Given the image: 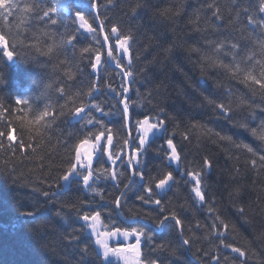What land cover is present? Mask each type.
<instances>
[{"label": "trees", "instance_id": "obj_1", "mask_svg": "<svg viewBox=\"0 0 264 264\" xmlns=\"http://www.w3.org/2000/svg\"><path fill=\"white\" fill-rule=\"evenodd\" d=\"M26 2L38 3L42 7L52 4V0ZM135 2L136 0H113L115 6H112L109 0H99V16L107 22L109 30L112 24H118L125 33L131 32L134 37L133 57L139 59H135L133 65L136 83L132 85L129 96L133 126L139 115L147 113L154 103L159 101L165 104L170 114L178 117L170 121L169 134L172 131H180L177 125L183 121L185 125L199 122L214 132L232 136L233 142H228L206 132L204 135L196 133L189 143L177 134L175 141L185 158L182 168H195L197 162L205 156L212 159L213 168L210 174L205 176L207 197L209 201H214L220 217L229 222L228 229L225 230L221 226L219 230L225 232L223 239L226 243L242 248L248 255L246 259L239 257L230 249L223 248L220 238L209 235L213 221L208 218L209 213L206 210L197 207L177 208L181 218L185 220L184 238L191 240V245L186 246L187 250L184 246H178V229L175 228L174 222H169L163 232H153L144 228L141 223L122 222L113 205L102 209L106 214L102 217V222L106 220L108 227L143 229L152 239L144 240L142 254L152 256L154 248L166 245L165 252H155L165 264L169 261H175V264H212L209 256H219L220 264H264V237L261 236L264 233V163L258 156L253 157L244 148L236 147V144H248L260 152L264 151V144L253 138L248 131L233 126L235 123H247L250 127H257L264 121V112L258 107L254 111L247 106L234 107L233 120L226 121L216 115L205 97L213 100L224 99L225 102L231 100L233 105L238 103L239 99L254 101L257 106L264 101L259 95L253 96L245 84L238 83L237 79L231 78L222 69H208L202 74L198 56L187 51L197 41L203 45L202 37L223 41L226 45L232 41L238 42L241 46L240 55L233 60L231 55L221 54V59L233 68H240L241 71L237 74L240 79H243L248 71L259 76L261 65L256 63V60L264 61L259 47V41L264 39V28H260L258 23L259 18L264 17V13L258 11L260 0H141L145 7L140 9L133 19L128 6ZM210 4L215 7L209 8ZM157 7H169L173 11L179 8L180 14L172 20L157 18L154 16ZM244 8L248 9L247 14H244ZM57 11L61 20V23L55 26L59 38L71 28V21L61 10ZM213 12L218 13L221 21H215ZM197 16V23L204 30L200 33L190 31L194 27L191 21L196 20ZM249 16L257 20L255 26L248 24ZM26 27L27 30L21 31L17 39L21 42L19 46L24 49V54H30L34 59L30 63L19 61L4 71V83L0 84V101H3L6 107H11L17 96L29 99V119L43 111L46 106L59 113L61 105H64L63 110L67 111L71 102L67 100V96L61 98L57 89L64 86L67 94L77 98L79 103L80 97H77V94L87 92L89 79L87 74L81 75L77 69L87 61L81 58L79 47L75 51L68 49L66 55L62 50L58 58L36 55L25 46L37 43L34 33H39L43 25L33 20L31 26ZM44 39L46 38L41 37V41ZM82 44L93 47L95 41L91 37L86 40L82 38ZM169 47L172 51L165 53L164 48ZM204 52H211V49L202 48V53ZM249 54L255 57L252 62L246 60ZM66 57L69 63L61 65L60 60ZM69 68L75 73L72 81L65 75ZM117 72L105 64L100 73V90L94 96L95 101L110 113L102 119L118 134L116 139L122 144L127 131L123 127L121 105L118 97L108 88V82H111L112 87L119 90L120 76ZM149 91L153 93L152 97H149ZM157 93L162 94L163 99ZM83 99L87 97L84 96ZM19 115L23 116L24 111ZM8 125L14 128V139L9 141L0 138L4 141L0 147V169L5 165L9 170L15 169L14 174L19 178V183H12L0 173V264H103V258L97 259L95 253L82 258L79 251L85 245L90 249L94 248L88 231L79 228L81 222L76 219L75 209L81 201L92 200V194L77 183H72L71 187L66 189L59 188L56 183V177L60 170L66 167L69 157L70 145L65 141L71 136L75 142L80 125L60 117L50 127L41 128L17 119L15 112L11 115L5 112L4 117L0 118V131L6 130ZM120 133H123V136L119 135ZM20 143L25 145L23 151H13L12 148ZM160 143L159 139L153 137V148L147 156L145 173L156 171L160 161L154 157L153 151ZM253 159L257 161L255 167L251 164ZM104 160V157H100L99 161H95L96 168H99ZM177 179L181 183L164 195V202L168 207L185 203L188 189L183 180L186 178L177 173ZM94 187L102 191L106 200L115 195L111 183L103 178ZM34 188L37 191H33ZM43 191L49 192V199L42 195ZM52 193L56 195L52 196ZM95 200L93 207H97L100 198L96 197ZM123 204L119 214L126 221L140 220L147 223L143 218V210L138 209L131 193ZM238 207L245 208L243 215L237 212ZM108 208L112 209L111 214H108ZM24 210H34L35 216L21 215ZM56 211H61L64 220L55 215ZM137 211H140L139 217ZM34 219L37 224L42 225L36 228L35 234L30 231ZM197 221L201 227L195 231L191 230L195 228ZM74 229V235L78 239L69 246L65 237L68 233H73ZM206 235L207 239L204 238ZM131 238L135 243L136 238ZM173 248L177 249L176 255L170 256L169 252Z\"/></svg>", "mask_w": 264, "mask_h": 264}, {"label": "snow or ice", "instance_id": "obj_2", "mask_svg": "<svg viewBox=\"0 0 264 264\" xmlns=\"http://www.w3.org/2000/svg\"><path fill=\"white\" fill-rule=\"evenodd\" d=\"M235 2V0H234ZM112 6H115L113 0H109ZM145 7V3L141 0H136L135 3L129 4L128 9L131 17L134 19L138 15L140 9ZM209 8L215 7L214 4L208 5ZM41 10L38 11L37 9ZM99 0H87L84 6L75 3L74 0H52L51 6L42 7L38 3H28L26 0H0V84L4 83V71L15 63L23 61L30 63L34 57L30 54L25 55L24 49L19 45L17 37L21 31H26L27 27L31 26L33 20L37 21L43 27L39 33H34L37 43L28 44L25 47L31 49L36 55L41 57H59L63 50L65 55L68 49L75 51L78 47L81 53V58L86 59L87 63L83 64L77 69L81 75L87 74L89 85L87 92L77 94L80 97L79 103L77 98L68 95L64 86L58 87L57 91L61 98L67 96V100L71 102V106L64 111V105H61V110L56 113L50 106L38 114H34L29 119L30 101L22 96H17L12 101L11 107H6L3 101H0V118L4 117L7 112L11 115L13 112L17 113V119L25 120L29 124L38 125L41 128L48 126L63 117L65 121H73L80 125L79 135L75 137V142L70 136L69 140L65 141L69 148V157L66 161V167L62 168L56 177V183L59 188L71 187L72 183L79 184L84 190L92 194V200H84L75 206L77 221L81 222L79 225L80 230H87L90 237L93 239L95 247L89 248L88 245L79 249L82 258L92 253H95L97 259L103 258V264H112L110 257L117 254L115 247H110L105 237L116 238L119 241L121 236L135 237V244L129 247L135 250L134 264H165L161 256L155 255L156 251L161 253L165 252L166 245H159L158 248L153 249L152 256H144L142 254V245L144 240L151 241L152 237L141 228L126 227L121 228L117 226L108 227L106 220L102 222V217L106 214L102 209L113 205L116 212L119 213L124 207L123 201L128 197L129 193L135 198L138 209L143 210V218L147 221L144 228L155 232L159 230L163 232L169 222H174L175 228L178 229L177 239L178 246H190L191 240L185 237L184 224L185 220L181 218L177 208L183 209L186 206L197 207L200 210H206L209 213V219H212L211 231L209 235H215L220 238V245L225 249H230L232 253H237L239 257L247 258L248 253L240 247H235L226 243L223 237L224 231H220L221 226L223 229H228L229 222L222 219L215 208L214 201H209L207 197V184L205 176L210 174L213 168V161L210 157H203L195 168L183 167L184 157L180 151L179 146L175 141L177 134L181 139L191 142L193 135L199 133L204 135L205 132L218 137L221 141L233 142L232 136L222 134L221 132H214L211 128H206L205 125L199 122H190L187 125L181 121L177 128L180 131H172L169 134V123L171 120L178 119L174 114H170L164 103L157 101L148 110L147 113L139 115L135 120L133 126V114L129 104V93L132 91V85L136 83V73L133 65L135 59L132 51V41L134 40L131 32L125 33L118 24H112L110 30L105 20L100 19L99 16ZM61 10L71 21V28L66 30L57 38L55 28L56 25L61 23L58 18L57 10ZM259 13H264V0H260ZM244 14L248 13V9H243ZM180 9L177 8L173 11L169 7L159 8L154 10V16L157 18H165L172 20L173 17L179 16ZM239 13L237 16L239 17ZM212 16L215 21H221V17L217 12H213ZM100 21V26L97 27L95 21ZM192 20L194 25L190 29L192 32L200 33L204 31L197 23ZM259 27L264 28V17L259 18ZM248 24L255 26L257 20L249 16ZM16 31H13V29ZM103 34V41H100L99 34ZM41 37L46 38L41 41ZM91 37L95 41L93 47L84 46V40ZM204 44L196 42L194 46L187 49L190 54L198 56V63L200 64L202 74L208 69H222L231 78L237 79L238 83H243L251 91L253 96L259 95L264 101V61L256 60V63L261 65L259 76L253 72L248 71L244 74L243 79L238 77L241 71L237 66L233 68L229 63H225L221 59V54L224 56H232L235 60L240 55V44L232 41L225 44L223 41H216L207 37H202ZM48 41H51L50 43ZM210 48L211 52L202 53V48ZM261 54L264 55V39L259 41ZM172 48H164L165 53H170ZM106 57V59H105ZM255 59L254 55H247L246 60L252 62ZM111 61L114 64V69L118 70L117 75L120 76L119 90L112 87L111 82H108L109 91L118 97V102L123 106L122 119L124 121V129L127 130V135L123 133V142L120 144L116 139L117 133H114L112 128L106 125L103 117L110 113L105 110L99 102L95 101L94 94L100 90V76L105 63ZM67 57L60 60L61 65L68 64ZM65 75L69 81L75 78V73L69 68L65 71ZM255 86V87H254ZM149 97L153 93L149 91ZM157 95L162 94L157 93ZM86 96L87 99H83ZM206 102L212 105L218 117L226 121H232L234 115V107L240 108L247 106L252 108L253 111L256 107L261 112H264V103L255 105V102H249L247 99H239V102L233 105L231 100L225 102L224 99L213 100L205 97ZM115 107V105H114ZM24 111V115L20 116L19 113ZM43 122V124H41ZM234 127H239L264 144V121L257 127H250L247 123H235ZM14 128L8 125L6 130L0 131V138H6L11 141L14 139L12 133ZM39 132V129H38ZM134 133V134H133ZM153 137L161 141L159 147L155 148L153 155L160 161L154 173H145L144 168L147 166V156L149 150L153 148ZM3 139H0V147L3 146ZM87 147V150L81 155V148ZM11 147V146H9ZM25 145L20 143L17 147L12 148L13 151H23ZM237 148H244L251 156H258L259 160L264 163V151L258 152L248 144H236ZM100 157L105 160L101 163L99 168H96L95 161H99ZM257 161L251 160V164L255 167ZM6 179L12 183H19V178L14 174L15 169L9 170L7 165L0 169ZM177 173L180 177H185L183 180L184 185L188 189L185 196V203L173 205L168 207L164 202V195L174 186H178L181 181L177 179ZM103 178L105 181L110 182L112 188L115 190V195L110 199H105L102 191L94 185ZM37 191V189H33ZM237 191H239L237 189ZM42 195L50 198L48 191H43ZM55 196L56 193H52ZM99 197L97 207H93L96 203L95 198ZM205 205L207 208L205 209ZM237 212L241 215L245 213L244 207H238ZM112 209L108 208V214H111ZM23 216H35V211L24 210L20 213ZM55 215L61 220L64 216L61 211H56ZM137 216H140V211H137ZM67 222V221H65ZM42 225L37 224L34 219L30 225V231L35 234L37 227ZM199 221L196 222L195 231L200 228ZM234 227V225H233ZM73 233H68L65 237L69 246L77 241V236ZM264 237V233L261 234ZM205 239L208 238L206 235ZM176 248L170 252V256H175ZM235 259V257H233ZM212 264H220L219 256H209ZM168 264H175V261H169Z\"/></svg>", "mask_w": 264, "mask_h": 264}, {"label": "rangeland", "instance_id": "obj_3", "mask_svg": "<svg viewBox=\"0 0 264 264\" xmlns=\"http://www.w3.org/2000/svg\"><path fill=\"white\" fill-rule=\"evenodd\" d=\"M87 150V147L85 146V147H82L81 148V155H83L84 154V152ZM67 187H65L64 189H66Z\"/></svg>", "mask_w": 264, "mask_h": 264}, {"label": "water", "instance_id": "obj_4", "mask_svg": "<svg viewBox=\"0 0 264 264\" xmlns=\"http://www.w3.org/2000/svg\"><path fill=\"white\" fill-rule=\"evenodd\" d=\"M102 36H103V34H102Z\"/></svg>", "mask_w": 264, "mask_h": 264}]
</instances>
